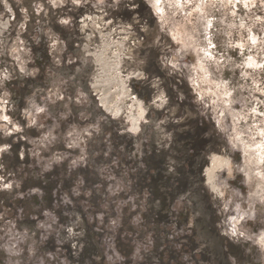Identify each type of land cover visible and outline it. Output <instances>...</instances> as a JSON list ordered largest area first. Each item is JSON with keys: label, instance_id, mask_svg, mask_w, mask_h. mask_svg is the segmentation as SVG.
I'll return each mask as SVG.
<instances>
[{"label": "rangeland", "instance_id": "obj_1", "mask_svg": "<svg viewBox=\"0 0 264 264\" xmlns=\"http://www.w3.org/2000/svg\"><path fill=\"white\" fill-rule=\"evenodd\" d=\"M262 238L264 0H0V264H264Z\"/></svg>", "mask_w": 264, "mask_h": 264}, {"label": "snow or ice", "instance_id": "obj_2", "mask_svg": "<svg viewBox=\"0 0 264 264\" xmlns=\"http://www.w3.org/2000/svg\"><path fill=\"white\" fill-rule=\"evenodd\" d=\"M70 2L72 5L79 7L82 3V0H51V5L55 6V7H60L61 5ZM155 3H159L160 0H154ZM237 2H239V0H237ZM250 2V0H249ZM119 3V0H109V5L110 6H115L116 4ZM133 7H135V5H133ZM61 24L67 25L69 23V21L67 19L60 21ZM209 43L211 44V41H209ZM212 47H216V45H211ZM172 67L174 68L175 65L173 64ZM6 79V77H5ZM39 111H44L43 109H39ZM7 119V118H5ZM264 239V238H262Z\"/></svg>", "mask_w": 264, "mask_h": 264}, {"label": "bare ground", "instance_id": "obj_3", "mask_svg": "<svg viewBox=\"0 0 264 264\" xmlns=\"http://www.w3.org/2000/svg\"><path fill=\"white\" fill-rule=\"evenodd\" d=\"M154 7H155L156 9H158V3H155V2H154ZM142 113H143V111H142L141 107H139V109H138V111H137V116H138V117H141V116H142ZM226 164H227V166H229V161H226Z\"/></svg>", "mask_w": 264, "mask_h": 264}]
</instances>
